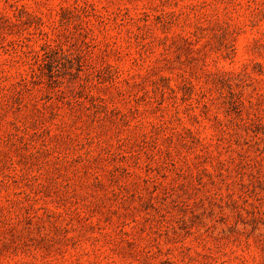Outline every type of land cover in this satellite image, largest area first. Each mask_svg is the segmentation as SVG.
<instances>
[{
	"label": "rangeland",
	"instance_id": "1",
	"mask_svg": "<svg viewBox=\"0 0 264 264\" xmlns=\"http://www.w3.org/2000/svg\"><path fill=\"white\" fill-rule=\"evenodd\" d=\"M0 264H264V0H0Z\"/></svg>",
	"mask_w": 264,
	"mask_h": 264
}]
</instances>
